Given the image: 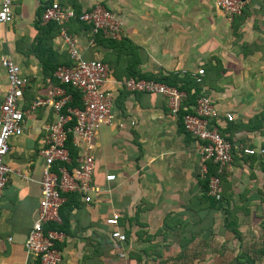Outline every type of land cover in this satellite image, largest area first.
Masks as SVG:
<instances>
[{
  "label": "crops",
  "instance_id": "0c3cea01",
  "mask_svg": "<svg viewBox=\"0 0 264 264\" xmlns=\"http://www.w3.org/2000/svg\"><path fill=\"white\" fill-rule=\"evenodd\" d=\"M57 1L72 7L69 0ZM243 1V15L230 20L216 0H77L81 9L101 3L118 16L122 36L137 46L131 58L142 73L181 77L202 68L203 92L233 116H222V131L229 121L256 116L260 123L223 134L258 148L264 146V0ZM41 9L37 0H13L11 18L0 23V59L12 58L28 78L20 99L24 109L49 98L53 86L64 88L54 73L57 82L44 76L33 51ZM72 35L85 58L102 56L101 49L88 45V32ZM50 44L67 54L59 33ZM7 86L0 64V103ZM105 86L114 90L113 118L94 139L92 184L97 190L87 202L75 191L60 190L65 200L56 224L62 233L56 242L58 264H174L194 248L199 252L208 223L222 228V212L207 208L201 188L199 142L182 129L181 117L171 113L164 96L127 90L111 74ZM54 117L50 105L37 106L26 116L23 133L9 139L5 161L13 172L0 196V264H40L24 241L40 199L45 126ZM250 156L234 155L222 182L238 219L253 217L258 201L251 197L264 183V156ZM109 174L114 179H107ZM113 213L124 241L111 236L106 219ZM52 224L46 226L54 230Z\"/></svg>",
  "mask_w": 264,
  "mask_h": 264
},
{
  "label": "built area",
  "instance_id": "2783aa9c",
  "mask_svg": "<svg viewBox=\"0 0 264 264\" xmlns=\"http://www.w3.org/2000/svg\"><path fill=\"white\" fill-rule=\"evenodd\" d=\"M43 5L41 20L56 22L61 25L59 38L63 41L69 65L57 67L54 75L61 83L69 84L81 93L82 106L70 107L72 95L64 88L53 86L47 99H36L24 109L20 105L24 89L28 83L19 65L10 57H2L0 64L4 69L7 80V91L0 103V196L13 172L5 161L9 151V139L23 133L26 116L37 106L50 105L55 112L54 119L45 126V134L41 154L44 157V167L40 184V199L36 216L26 239L25 249L39 260L40 264H58L61 255L55 247V242L61 240L62 233L44 227L48 222H60L59 207L65 198L60 190L75 191L84 201H89L90 193L97 190L92 184V174L95 168L93 156L94 139L102 124L111 123L113 118L114 90L105 86L110 73L107 63L99 58H85L77 45L74 35L68 32L65 23L71 19L91 25L87 43L94 45V34L101 33L106 38L117 39L121 33V21L108 7L101 3L92 5L87 10L76 14L72 7L62 6L57 0H37ZM216 7L228 19L232 20L243 14V0H216ZM13 0H0V23L7 22L12 16ZM204 70L199 68L193 75L200 81ZM119 85L130 91H147L157 93L166 99L173 115L181 117L182 125L187 134L199 142V155L203 175L209 165L216 168V173L208 180L207 194L219 199L221 176L230 168L234 155L264 156V146L251 147L238 141H230L220 132V120L226 116L233 120L230 113L222 112L211 96H200L192 112L179 115L180 103L185 97L184 92L175 86L153 79L127 77L119 81ZM72 123L71 126H67ZM72 133V142L78 148L79 163L68 171L60 167V176L52 170L57 162L70 163L71 156L65 146L67 133ZM109 180L113 174L106 175ZM112 226L111 236L124 241L126 235L118 229V214L113 213L106 219Z\"/></svg>",
  "mask_w": 264,
  "mask_h": 264
},
{
  "label": "trees",
  "instance_id": "16d2710c",
  "mask_svg": "<svg viewBox=\"0 0 264 264\" xmlns=\"http://www.w3.org/2000/svg\"><path fill=\"white\" fill-rule=\"evenodd\" d=\"M69 1L70 3L68 4L72 5L77 15L80 14L82 11L87 10V9H81L77 0H69ZM41 13H42V9L38 13L37 28L39 30V35L36 38L35 43L33 45V51L41 61L44 76L50 77L52 82H57V80L53 76L54 71L56 70L57 67L61 65H69L70 59L66 53H58L51 48V44H50L51 38L55 34L59 33L61 25L56 22H43L41 20ZM241 16L237 18H240ZM65 26L68 32L71 34L80 30L88 32L89 34L91 31V25L78 20V18L69 20L68 22L65 23ZM93 38L95 43L94 47L96 46V49H101L103 52L102 60L105 63H107L109 68V73L113 75L118 81L122 80V75L126 77L153 79L156 81L164 82L170 86H175L180 91L184 92L185 97L182 99L180 103L179 115L183 114L184 112H192L196 104V101L200 96L203 95L209 96L207 92H203L202 90L203 75L201 76L200 81H197L196 76L191 75L190 73H187L181 77L173 73H168V74L142 73L140 71V68L135 66L136 64L133 63L131 58L132 55L136 54L137 46H135L134 43H132L128 38L122 36L121 33L119 34L117 39L106 38L100 32L94 34ZM62 86L66 89L67 92L71 93L72 95V99L67 103V106L81 107L82 99H81L80 91L71 87L69 84H62ZM254 121H257L256 116L251 117L245 122L240 121L239 123H235L234 121H229L223 131L220 128V132L225 138L229 139L230 141H237L233 139L232 136L224 135L223 134L224 131L226 132L229 131L232 134L235 130L238 129L251 130L257 127L258 125H260L258 121L257 122ZM254 123L256 124L253 125ZM71 125L72 123L67 124V126H71ZM182 129L184 130L183 125H182ZM238 142L244 143L239 140ZM65 146L68 148L70 152L71 161L70 163H62L56 161L55 163L57 164L56 165H54L55 163L53 164L55 166L54 167L55 170H59L60 167H65L68 171H71V169L75 167L78 163V159H79L78 148L72 142L71 132L67 133ZM250 159H255V155L250 156ZM215 173H216V168L210 164L207 173L203 176V179L200 182L204 194V198L207 204V208L212 210H220L222 212V228L221 230L219 229L217 231L219 235L222 234L223 230L230 231L231 233H233L234 237L237 240H241L242 235L238 225L239 219L236 216L237 209L229 206V195L225 193L222 184L223 180L225 179L226 173L221 176V183H220L221 197L219 199H216L215 197H212L207 194L208 180L210 176ZM70 194L73 193L67 194L66 195L67 198H70L69 196ZM251 198H255L258 201V203H256L255 205L256 210L253 213V216H255V213L261 211L260 208L264 204V183L256 189L255 194H253ZM61 206L62 204L59 207V211H58L59 214H61ZM244 212L246 214L249 212V210H245ZM258 218H260V226H262L264 229V215L259 214ZM63 220H65V218H63ZM52 223L54 224H52L51 228H55L54 230L60 231V228L58 227V225H56L57 223L56 222H52ZM213 224H214L213 221L211 224L208 223L207 231L205 234L206 239L213 234ZM48 229L49 227L45 225L44 231H47ZM186 239L187 241H181L182 247L188 244V241L191 242L192 237H190V239L185 238V240ZM55 247L57 248L56 242H55ZM179 258L181 259L182 257H177V259ZM261 259L264 260V243L261 245V247L257 248V250L254 252V256L251 255V253L249 252H240L239 255H237V260L243 262L244 264H257V261ZM260 264H264V261L263 263Z\"/></svg>",
  "mask_w": 264,
  "mask_h": 264
},
{
  "label": "rangeland",
  "instance_id": "374dc122",
  "mask_svg": "<svg viewBox=\"0 0 264 264\" xmlns=\"http://www.w3.org/2000/svg\"><path fill=\"white\" fill-rule=\"evenodd\" d=\"M97 58L102 59L101 54H98ZM261 208V211L256 212L255 216L239 219L241 240H237L230 231L219 235L217 233L218 226H214L213 234L205 241H201L199 252L194 248V253L192 250L188 252L191 256L175 258L174 264H244L237 260V255L240 252H249L254 256L257 248L264 243V229L260 226V218H258L259 214L264 215V204ZM263 261V259L258 260L257 264L263 263Z\"/></svg>",
  "mask_w": 264,
  "mask_h": 264
}]
</instances>
